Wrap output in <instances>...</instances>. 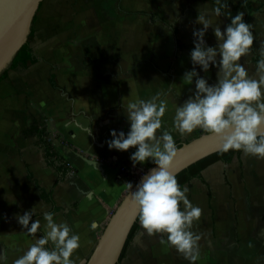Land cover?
<instances>
[{"label": "crops", "instance_id": "0c3cea01", "mask_svg": "<svg viewBox=\"0 0 264 264\" xmlns=\"http://www.w3.org/2000/svg\"><path fill=\"white\" fill-rule=\"evenodd\" d=\"M156 1L149 11L141 9L142 0L41 2L31 42L39 62L10 70L8 78L0 82V264H13L43 234L46 221L42 213L53 209L28 178L27 166L40 186L53 189L55 205L60 208L54 219L67 221L79 233L80 247L72 256L76 264H86L109 218L128 193L127 183L134 181L121 172V165L136 168L141 176L150 169L151 161L133 165L130 153L134 147L110 149L107 141L111 129L127 133L130 128L124 99L126 103L129 98L149 99L160 93L167 101L162 120L172 129L176 107L195 90L194 82L186 84L183 76L175 80L164 72L174 70L175 57L188 47L182 38L194 29L188 26L189 0ZM212 1L251 2L254 8L262 5L259 11L249 13L246 8L221 12L233 16L243 12L250 24L264 6L262 0H201L206 4L205 13L213 14L215 7L219 8ZM142 15L159 36L149 50L156 64L142 62ZM230 22L229 15L225 22L214 16L210 28L219 25L223 30ZM177 39L186 46L179 52ZM254 50L257 52L253 44L251 60L255 65ZM51 76L57 88L51 85ZM30 118L47 127L66 163L64 174L47 166L38 137L23 133L32 123ZM198 133L207 131L197 128L181 135L177 130L173 136L175 143H185ZM187 187L189 200L203 210L191 228L202 235L200 259L194 264H264V224L246 218L261 212L264 216V199L257 194L264 188V159L241 151L230 163L212 164L203 171L202 179H193ZM32 209L36 214L33 220L41 221L36 234L27 233L16 217ZM94 220L98 222L95 229L90 226ZM121 264L193 262L162 244L161 234L149 235L141 224Z\"/></svg>", "mask_w": 264, "mask_h": 264}, {"label": "clouds", "instance_id": "9594fccd", "mask_svg": "<svg viewBox=\"0 0 264 264\" xmlns=\"http://www.w3.org/2000/svg\"><path fill=\"white\" fill-rule=\"evenodd\" d=\"M214 13L221 15V9L215 8ZM227 15L231 22L223 30L214 26L216 46L205 40L211 26L207 15L201 12L197 18L203 27L193 30V67L182 77L186 84L194 81L195 90L176 107L174 127L164 125L167 101L160 98V93L149 99L129 98L126 103L124 99L130 128L127 133L111 129L107 141L110 149L127 151L134 147L135 151L130 153L133 165L148 161L155 165L135 190L127 183L139 210L140 223L149 235L161 234L162 244L174 247L193 264L200 259L202 235L191 228L203 210L189 200V188L181 186L171 170L177 155L173 131L184 135L200 128L217 136L224 151L242 150L264 159V59L257 63V77L250 75L241 58L247 57L253 46L252 24L245 21L243 12ZM197 65L204 73L215 66L216 82L209 83L206 76L200 75ZM34 209L16 214L29 234L41 230V221L33 220ZM42 215L46 221L43 234L13 264H76L72 256L80 247L79 233L67 221L54 219L52 211L44 210ZM90 226L95 229L98 222L94 220Z\"/></svg>", "mask_w": 264, "mask_h": 264}, {"label": "water", "instance_id": "95a60500", "mask_svg": "<svg viewBox=\"0 0 264 264\" xmlns=\"http://www.w3.org/2000/svg\"><path fill=\"white\" fill-rule=\"evenodd\" d=\"M42 1L0 0V74L11 66L17 53L28 41L35 15ZM222 150L221 141L217 136L210 133L201 134L177 148L171 170L177 176L191 165ZM152 167L155 165L150 169ZM144 175L137 181H132L133 190ZM131 192L130 188L109 218L86 264L120 262L130 232L139 218V210Z\"/></svg>", "mask_w": 264, "mask_h": 264}, {"label": "trees", "instance_id": "16d2710c", "mask_svg": "<svg viewBox=\"0 0 264 264\" xmlns=\"http://www.w3.org/2000/svg\"><path fill=\"white\" fill-rule=\"evenodd\" d=\"M212 3L217 5L221 9V12H225L228 9L237 10L239 8H246V9H249L250 11H255V10L259 11L262 8V5H259L258 7L254 8L251 2H246V3L243 2V3L236 4V5L229 1H226V2L212 1ZM36 17H37V14L35 15L33 24L36 20ZM244 19L247 23H249V20L247 21V18H244ZM174 32L175 34H177V29H174ZM33 37H34V30L32 27L31 33L28 37V41L22 46L20 51L17 53L11 66L5 71H3V73L0 74V82L8 78V73L10 70H14L18 68L19 66L26 67L30 64H36L37 62H39V59H37L34 56V53L31 47V42H32ZM176 47H177L178 52L186 48V46L182 44L179 39L176 40ZM176 58L177 57H175L173 63L175 62ZM261 59H264V57L257 54V52L254 50L253 61L256 66H257L258 61ZM50 83L54 88L58 87L53 76H51ZM23 133L27 135L35 134L38 137L39 144L45 154L47 166L53 168L59 174H64L67 171L66 163L62 161L61 156L57 152V147L55 143L50 139V133L47 130V127H45L43 124H39L33 121L29 125V127L23 131ZM182 145H183V142H180V141L176 142L177 148L181 147ZM241 151L242 150H228V151L222 150L218 153L210 155L209 157H206L198 161L197 163L191 165L190 167H188L187 169L179 173L176 176L177 180L179 184L183 186V185H188L193 179H196V178L202 179L203 171L207 169L209 166L219 161L224 162V163H230L233 161V159L236 156L238 157L240 156ZM151 166H154V164L151 163ZM27 170H28V178L36 184L37 189L39 190V193L41 197L43 198V200L49 204H52L53 209L51 211L55 213L58 210H60V208L55 205V202L53 199V189H51L50 191H47L46 189H44L42 186L39 185L37 179L34 177L32 172L29 170L28 166H27ZM34 216H36V214H33V217ZM140 226H141V223L138 218V220L136 221L135 225L133 226L130 232L125 248L121 255L120 262L118 264H121V261L126 256L128 247L130 243L132 242V240L134 239V237L136 236V234L138 233V231L140 230Z\"/></svg>", "mask_w": 264, "mask_h": 264}, {"label": "rangeland", "instance_id": "374dc122", "mask_svg": "<svg viewBox=\"0 0 264 264\" xmlns=\"http://www.w3.org/2000/svg\"><path fill=\"white\" fill-rule=\"evenodd\" d=\"M262 1L264 3V0H262ZM156 2H157L156 0H142V8L141 9L149 11L151 4H155ZM189 3H190V9H189L188 15L190 17L188 19L189 20L188 26H190L191 29L202 28L203 25L198 22L197 18L201 12L205 11L206 4L204 2H201V0H189ZM205 14L210 19V22L214 16L221 18V20L224 22H225L226 17H227V14L216 15L214 13L209 14L207 12ZM258 14L256 13L254 15V21L252 23V30H253V34H254V43L253 44L256 45L257 52L262 54L264 57V28H263V26H264V6H263L262 11ZM141 17L142 18H141V23H140V25H141L140 40H141V45H142L143 57H144L142 62L147 63V64H156V57L150 56L149 50H151L152 47L154 46L153 41H157V38L159 36L155 33L156 32L155 30L153 31V29L152 30L150 29V27H152L151 24H148L147 22H145L146 16L142 15ZM128 21H130V20H129L128 15H127V22ZM210 25L212 26V24H210ZM211 26H209V28L205 34V40H206L208 45L216 46L217 45V39L215 37L214 30H212L210 28ZM126 27H127L126 30H127V35H128V31L130 29V24L127 23ZM193 30H191V32L189 31V34H185L184 38H182V42L186 43L188 45V47L183 52L179 53L178 57L176 58V60L174 62L176 64L174 70L170 71L168 68L164 71L168 78H170V75H173V78L176 80L177 78L183 76L185 71L190 70L193 67L191 57H190V52H191L192 48L194 47ZM252 55L253 54H252V49H251V51L247 57L241 58V62L245 63V66H246L250 75H254V77H257L256 66L252 63V60H251ZM172 57L173 56L169 55V58L172 59ZM218 59H219V57H218ZM196 67H197V70L200 72V75L206 76L208 78L209 83H215L216 82L218 69L215 66H213L210 69L211 71H209L208 73H204L203 70H201L198 65ZM214 77H216V79H214ZM175 96L177 98H180V94H178V93L175 94ZM183 100H184V98H183ZM30 115L34 116V112L31 109H30ZM30 122H32V118H30ZM201 134L202 133H198L197 136H199ZM28 144L32 145L31 139L28 141ZM25 153H27V151H25ZM262 183L263 182H261V184ZM263 189L264 188L261 187V190H259L257 193L258 197L261 198V200L264 199V197H263L264 196V190ZM246 218H255V219L257 218L260 220L261 223L264 224L263 212H261L260 214H258L256 216H253V215L247 216L246 215ZM235 222L237 223V221H235ZM238 223H239V221H238Z\"/></svg>", "mask_w": 264, "mask_h": 264}, {"label": "built area", "instance_id": "2783aa9c", "mask_svg": "<svg viewBox=\"0 0 264 264\" xmlns=\"http://www.w3.org/2000/svg\"><path fill=\"white\" fill-rule=\"evenodd\" d=\"M120 170L122 173L129 174L130 176H132L134 181H137L141 177V175H139L138 170L134 167L121 165Z\"/></svg>", "mask_w": 264, "mask_h": 264}]
</instances>
